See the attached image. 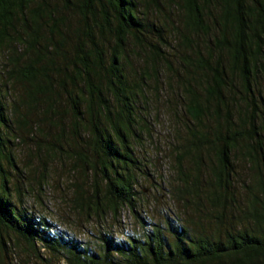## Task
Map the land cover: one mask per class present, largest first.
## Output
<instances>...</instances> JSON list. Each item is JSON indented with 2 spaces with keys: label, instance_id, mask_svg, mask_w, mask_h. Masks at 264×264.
I'll list each match as a JSON object with an SVG mask.
<instances>
[{
  "label": "trees",
  "instance_id": "trees-1",
  "mask_svg": "<svg viewBox=\"0 0 264 264\" xmlns=\"http://www.w3.org/2000/svg\"><path fill=\"white\" fill-rule=\"evenodd\" d=\"M165 29L189 49L176 83L191 125L171 165L169 193L181 214L157 221L137 200L144 191L135 188V172L147 173L128 137L138 95L152 81L157 93L166 83ZM131 41L143 49L138 79L123 67ZM5 47L13 56L0 77L18 85V101L9 106L0 93V256L11 253L14 236L43 264H264V92L256 81L264 0H0V53ZM41 106L56 141L68 139L66 148L52 142L50 149L64 152L79 174L70 207L98 221L91 240L12 200L9 169L18 166L7 129L36 126L29 115ZM237 164L248 170L240 182ZM123 206L136 226L120 224Z\"/></svg>",
  "mask_w": 264,
  "mask_h": 264
},
{
  "label": "rangeland",
  "instance_id": "rangeland-1",
  "mask_svg": "<svg viewBox=\"0 0 264 264\" xmlns=\"http://www.w3.org/2000/svg\"><path fill=\"white\" fill-rule=\"evenodd\" d=\"M70 15V23L77 24V17ZM172 15V14H171ZM165 42V57L159 60L162 70V77L166 83H159L160 92L157 93L155 82L151 87L146 88V95H138L134 101L135 132L128 137L133 147V155L140 160V167L147 174L136 170V190H143L138 193L137 200L142 206L147 217L153 220H161L163 215L170 211L172 214L180 215L170 190L173 188L172 158L174 152L178 151V145L184 143L188 136L187 128L191 125L190 118L181 104L178 96L179 85L176 83L177 75H183L181 62L183 54L189 51L181 46L175 37L169 33V29L162 32ZM156 37V36H155ZM158 39L152 40L156 42ZM195 40L203 46V38L196 37ZM133 42V41H131ZM149 46H146V50ZM22 46L17 53L22 52ZM128 62L123 64L128 78L138 79L142 71L143 61L139 56L143 49L134 42L126 48ZM10 50L5 47L0 53V69L5 70L10 66ZM6 73L0 77V93L4 100L11 106L18 101V85L9 80ZM168 78L171 84L168 83ZM258 87L264 92V69L256 74ZM193 86L197 84L191 80ZM7 85V86H5ZM113 110H118L115 101L110 103ZM21 110H25L24 106ZM42 106L38 107L29 115V122H36V126L26 127L13 122L12 130L7 129V136L12 140L11 151L14 155L18 170L11 171V179L8 183L12 193L13 202L20 208L27 209L35 216H43L54 222L58 228L67 232L70 236L82 234V240H91L92 232L95 230L97 220H83L82 215L77 214L70 207L72 198L71 181L79 177L77 172L70 170V162L64 152L57 147L50 149V144L56 142L63 148L67 147L68 139L61 138L56 141V128H53L49 121L48 112L43 114ZM14 118V117H13ZM68 118V113L65 119ZM16 134V135H14ZM68 134L66 128L64 135ZM180 149V148H179ZM188 163V162H187ZM7 167V165L5 164ZM239 171L238 182L246 178L248 171L242 165L237 164ZM74 182V181H73ZM18 190V191H17ZM20 192V194H18ZM14 192L16 196H13ZM183 216V213H182ZM110 224L116 222L110 216H106ZM118 218L120 224L124 223L125 228L136 226V218L126 206L119 210ZM112 222V223H111ZM123 227V226H122ZM116 228V227H115ZM10 248L11 253L0 256V264H43L32 256L25 242L12 236ZM60 264H63L61 262Z\"/></svg>",
  "mask_w": 264,
  "mask_h": 264
},
{
  "label": "built area",
  "instance_id": "built-area-1",
  "mask_svg": "<svg viewBox=\"0 0 264 264\" xmlns=\"http://www.w3.org/2000/svg\"><path fill=\"white\" fill-rule=\"evenodd\" d=\"M125 224L123 223L122 226H124Z\"/></svg>",
  "mask_w": 264,
  "mask_h": 264
}]
</instances>
